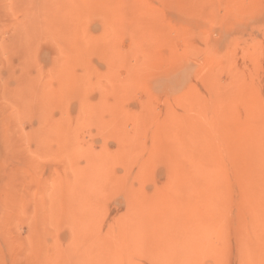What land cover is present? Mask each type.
Segmentation results:
<instances>
[{
	"label": "rangeland",
	"instance_id": "1",
	"mask_svg": "<svg viewBox=\"0 0 264 264\" xmlns=\"http://www.w3.org/2000/svg\"><path fill=\"white\" fill-rule=\"evenodd\" d=\"M0 264H264V0H0Z\"/></svg>",
	"mask_w": 264,
	"mask_h": 264
},
{
	"label": "bare ground",
	"instance_id": "2",
	"mask_svg": "<svg viewBox=\"0 0 264 264\" xmlns=\"http://www.w3.org/2000/svg\"><path fill=\"white\" fill-rule=\"evenodd\" d=\"M218 1H219V0H218ZM246 6H248V5H246ZM246 6H245V7H246ZM228 7H229V6H228ZM228 7H227V8H228ZM243 7H244V6H243ZM243 7L241 8V10H243ZM227 8H226V9H227ZM235 8H236V7H235ZM235 8H233V9L236 10L237 8H236V9H235ZM248 8H250V7L248 6ZM230 9H231V8H230ZM241 10H240V11H241ZM237 12H238V11H237ZM234 13H235V12H234ZM47 16H48V15H47ZM49 16H50V15H49ZM61 25H62V24H61ZM65 25H66V24H65ZM61 27H63V26H61ZM64 27H67V26H64ZM47 28L49 29V27H47Z\"/></svg>",
	"mask_w": 264,
	"mask_h": 264
}]
</instances>
